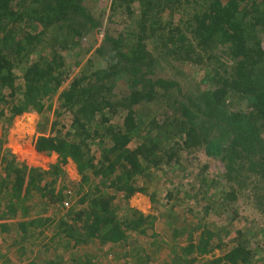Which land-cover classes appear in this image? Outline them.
Masks as SVG:
<instances>
[{
	"label": "trees",
	"instance_id": "obj_1",
	"mask_svg": "<svg viewBox=\"0 0 264 264\" xmlns=\"http://www.w3.org/2000/svg\"><path fill=\"white\" fill-rule=\"evenodd\" d=\"M86 2L0 0V119L36 113L34 150L72 160L81 176L80 199L60 225L64 242L77 249L96 240L124 245L131 233L153 239L148 230L157 218L128 208L120 217L108 190L124 200L147 194L142 182L164 165H179L184 152L203 149L222 161L227 199L238 188L264 192V0H113L111 9L133 30L129 36L107 30L96 50L105 68L78 74L65 87L73 67L62 52L79 50L100 25ZM183 64L213 70L186 92L164 76ZM234 105L239 110H231ZM6 136L0 139V222L26 209L36 191L52 203L65 200V160L49 170L30 167L4 151ZM166 196L169 208L173 193ZM34 221L20 224V231L27 235ZM214 237L202 230L174 264H264L262 250L242 232L222 258L203 261L222 245ZM49 264L65 261L57 255ZM77 264L101 263L94 257Z\"/></svg>",
	"mask_w": 264,
	"mask_h": 264
},
{
	"label": "rangeland",
	"instance_id": "obj_2",
	"mask_svg": "<svg viewBox=\"0 0 264 264\" xmlns=\"http://www.w3.org/2000/svg\"><path fill=\"white\" fill-rule=\"evenodd\" d=\"M112 1L87 0L88 10L96 16L100 25L84 37L79 50L62 52L66 63L73 67L72 76L69 82L64 84L65 87L78 74L105 68L104 61L96 50L103 45V36L107 30L117 31L118 35L128 32V36L133 30L130 22L127 19L124 21L121 11L111 9ZM110 46L109 44L106 53L110 51ZM45 52L47 57L52 54L50 49ZM212 70L211 65L202 71L190 64H183L177 65V69H166L164 76L170 80L177 79L183 90L190 92L202 80L203 75ZM19 75L22 76V73L19 72ZM238 108L234 105L231 110L237 111ZM152 109L155 112L157 106ZM165 116L167 113L161 112V117ZM40 119L34 112L15 117L10 122L6 118L0 119V139L7 133L4 151L9 150L18 161L43 170H49L50 166L58 163L63 164L65 160L62 166L65 177H68V189L73 194L71 197L65 196V200L61 202L52 203L49 198L42 197V194L36 191L29 204L25 205L27 210L22 205L14 218L0 222V264H49L57 255L58 258L63 257L65 264H77L80 259L84 261L94 257L101 264H174L178 256L185 257L183 248L198 243V238L205 228L214 233L216 244L226 246L221 245L212 253L200 258L205 262L218 260L232 250V240L239 232H242L243 238L250 242L251 247L264 253V204L258 201V197H263L264 192L238 188L236 197L227 199L225 193L231 190L228 185L223 186L224 164L219 159L206 156L203 149L184 152L179 165H164L162 169H156L160 171L155 170V175L152 171L153 179L142 182L147 186V194L137 193L124 200L122 193L108 190L115 195L114 207L119 210L120 217L129 213L128 208L144 216L157 218L152 230H148V234L155 235L153 239L149 236L135 237L131 233L132 236L124 245L100 244L96 240L94 243L73 249V243L65 240L68 244L71 243V246L66 247L60 225L62 218H66L77 206L81 196L77 195L81 176L72 160L57 154L47 156L34 150ZM1 172L0 169V175ZM96 181L99 179L91 182ZM203 182L207 185L204 186ZM87 188L85 185L84 193ZM168 192L173 193L170 209L162 200L167 197ZM154 194L157 196L156 203ZM223 195L225 196L222 198ZM67 201L70 202L69 208L64 206ZM225 201L227 206L224 209L221 204ZM170 205H174L173 210ZM183 213L186 218H182ZM178 215L181 217L178 218ZM33 220L35 221L28 227L27 235H24L19 229L20 224H28Z\"/></svg>",
	"mask_w": 264,
	"mask_h": 264
},
{
	"label": "built area",
	"instance_id": "obj_3",
	"mask_svg": "<svg viewBox=\"0 0 264 264\" xmlns=\"http://www.w3.org/2000/svg\"><path fill=\"white\" fill-rule=\"evenodd\" d=\"M72 194H73L72 191H69L68 192V197H71ZM69 200L71 201V198ZM64 206L67 207V208H69L70 207V202L69 201L65 202L64 203Z\"/></svg>",
	"mask_w": 264,
	"mask_h": 264
}]
</instances>
